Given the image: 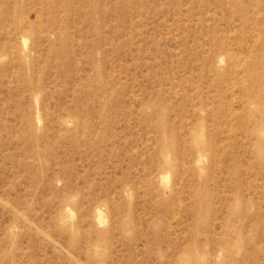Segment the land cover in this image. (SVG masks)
<instances>
[{"label":"rangeland","instance_id":"obj_1","mask_svg":"<svg viewBox=\"0 0 264 264\" xmlns=\"http://www.w3.org/2000/svg\"><path fill=\"white\" fill-rule=\"evenodd\" d=\"M0 264H264V0H0Z\"/></svg>","mask_w":264,"mask_h":264}]
</instances>
